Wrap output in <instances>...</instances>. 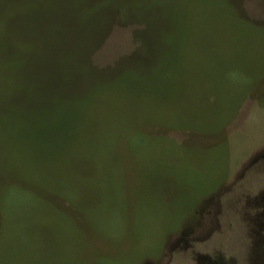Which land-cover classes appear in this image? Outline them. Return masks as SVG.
Here are the masks:
<instances>
[{
    "label": "rangeland",
    "instance_id": "1",
    "mask_svg": "<svg viewBox=\"0 0 264 264\" xmlns=\"http://www.w3.org/2000/svg\"><path fill=\"white\" fill-rule=\"evenodd\" d=\"M0 264H264V0H0Z\"/></svg>",
    "mask_w": 264,
    "mask_h": 264
}]
</instances>
